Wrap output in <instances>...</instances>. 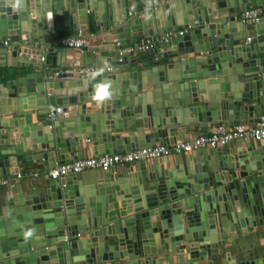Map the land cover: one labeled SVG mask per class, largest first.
Wrapping results in <instances>:
<instances>
[{
    "label": "water",
    "instance_id": "obj_1",
    "mask_svg": "<svg viewBox=\"0 0 264 264\" xmlns=\"http://www.w3.org/2000/svg\"><path fill=\"white\" fill-rule=\"evenodd\" d=\"M253 6L264 9V0H164L154 11L131 17L126 0H0V38L30 29V45L38 43L47 53L46 62L20 64L29 46L0 51V58L12 54L11 66L26 72L0 77V177L18 173L20 156L28 151L56 164L69 161L87 139L97 154L124 152L169 144L181 128L232 119L235 112L264 113V20L254 25L237 18ZM88 11L121 44L180 27L187 34L165 44L172 47L165 55L172 60L163 66L103 71L124 62H99L96 53L108 48L101 41L76 51L45 41L55 12L69 14L77 33L89 29ZM252 36L255 42L247 43ZM97 67L100 72L83 70ZM257 146L251 142L227 157L229 147L211 149L202 162L189 164L183 157V166L142 163L76 186L69 179L18 182L15 195L0 200V264L93 263L118 255L123 264H146L142 253L156 256L173 248H188L187 262L176 264H264L263 256L231 263L224 249L238 227L264 224V150ZM91 227L88 239H75L78 230Z\"/></svg>",
    "mask_w": 264,
    "mask_h": 264
},
{
    "label": "crops",
    "instance_id": "obj_2",
    "mask_svg": "<svg viewBox=\"0 0 264 264\" xmlns=\"http://www.w3.org/2000/svg\"><path fill=\"white\" fill-rule=\"evenodd\" d=\"M164 4V0H126V5H127V9L130 15V12H133L132 15H130L131 17H134L135 15L138 14H143L145 12H147L149 9H152V11H154L155 9L159 8L161 5ZM262 8V7H261ZM263 9V8H262ZM92 10V9H91ZM90 11V10H89ZM88 11V26L89 29L84 30L85 35H87L90 38V41H101L100 43L102 45H106L108 46V48H106V50H104L103 52H98L96 53L98 56L102 57L100 58V61L103 65L104 64H108V60L112 59L115 61H120L119 60V48L117 47V38L118 35L112 34V33H108L107 30H105L103 28V26L99 23L98 21V15H95L93 11H91L89 13ZM68 16L70 17V19H72V17L67 14V13H63V14H59V13H54V27L53 29L50 27L48 32L44 34L45 37V41L46 43L48 42L50 44V47H63V45L60 44L58 39H53L52 37V32L55 28V18L57 16ZM72 22V30H73V34L75 35V31H74V24H73V20ZM81 22V21H80ZM81 25H84L81 23ZM181 29H185V28H179L178 30ZM27 34H29V36H27ZM96 35V36H95ZM127 35H129V33H126L125 35H121L124 38H127ZM33 36L32 32L30 33V29H28V32H18L17 35H11L9 36V39L11 41V47L8 48L9 51L14 50V48H16L19 44L23 43L22 46H29V57L27 56V61L25 60H20V64H26V63H30V61H34V59L36 61L41 60V56L42 54H44L46 56V49L44 48V46L39 45L38 43L34 46L35 48H33V46L30 45L29 42V37ZM154 36H158V35H154ZM96 38V39H95ZM129 38V37H128ZM37 39H40L39 36V31H37ZM120 39V38H119ZM252 42L254 43L256 40V37H252ZM25 40V41H24ZM251 42V43H252ZM5 47L4 46H0V51H4ZM37 48H41L40 50H38L37 52ZM70 50V49H69ZM39 51H41V53H39ZM70 51H76V50H70ZM169 52H172V47L171 46H163L160 49V53H155V52H144V53H139L136 55H132L129 56L128 58H126V60L124 61V64L121 66H118L117 68L112 67V71L116 72H124V71H137L139 69L141 70H151V67H155V66H159V65H164L165 63L169 62L170 60H172L169 57H165V55H167ZM73 54V53H72ZM74 55V54H73ZM97 55H93L92 58H89L90 60H95L97 57ZM61 55H58V60H60ZM1 57H5L4 54H1ZM8 59L6 58H0V77L6 76V78L11 77L13 74L15 75H19V74H25L26 72L23 71V69L18 68V66H11L12 62L14 60V57L12 54L7 56ZM21 56H19L18 58H20ZM80 57V56H79ZM106 58V59H104ZM67 59H71V61H73V63H81L80 59L78 61V59H76L75 57L71 58L69 56H67ZM54 60L55 62H57V56L56 54L54 55ZM104 60H106L104 62ZM35 61V63H37ZM70 61V60H69ZM70 61V62H71ZM126 63H128V66H125ZM83 70H87V69H83ZM109 69H103V71H107ZM69 73L72 74L74 72L73 69L69 68L68 69ZM99 72L101 71V69L98 70ZM29 72V71H27ZM13 75V76H14ZM72 78H70L68 81L65 82H72L71 81ZM4 80L0 79V83H2ZM6 81V80H5ZM63 83V82H62ZM253 105H255L254 103H249L247 106L253 107ZM256 106V105H255ZM256 108V107H255ZM235 114H237V112L233 113V117L232 119H217L216 121H208L206 123H198L201 126H193L190 128H181L179 129L173 137H170V144H174L183 140H186L190 137H193L195 135L201 134V133H211L215 127L219 124V123H225L228 124L229 126H232L233 124L239 123V122H248V123H255L257 122V120H259L260 116H264V113H260L258 112L256 109L255 111H250L249 113H247L245 116L243 117H236ZM127 135V134H125ZM122 135V136H125ZM165 140V139H164ZM159 141H157L158 143ZM251 142H245V141H238V142H233L230 147L229 150L227 152H224L225 157L234 154V152L236 150H238L239 147H243V146H248L250 145ZM259 149L264 150V143H261V146H257ZM127 151V150H126ZM211 153H213V151H211V149L209 148H200L198 150L192 151V152H188V153H184V154H172L167 158H163V161H167L168 163H170L171 165H180L183 166V157L184 159H186L189 164H193V160H198L199 162H202L201 160L207 159ZM221 151L218 152V154H220ZM223 153V152H222ZM96 151L93 148V143L88 142L87 140H83L81 146H79L76 151H72L69 154V159H73L75 157H87V156H92V155H96ZM26 156H28V159ZM35 156V158L33 157ZM20 159L23 160V163H20L19 166L17 167L18 173H14V174H10L7 176V178L10 181V184L12 183H21L22 181H33V180H37L38 181H44L45 179H51L50 177V170L52 167L56 166L58 163H60L61 161L58 159V161L56 162V164L54 163V161H50V160H38L36 159V155L34 154V152H26L24 155L20 156ZM157 161V160H156ZM142 163H147L148 165H151L152 163H154V161H145V162H141V163H136V164H130L128 167L126 168H115L114 170H111L113 173H119V172H126L127 169L129 168H135L138 165L142 164ZM218 163V162H217ZM106 171L103 170H85L84 172L76 175V176H71L70 178H67L69 180H73L72 185L76 186L78 185L80 182H85L88 183V179H90V177L96 176V175H103ZM18 174H21V177L18 176ZM6 195V198L9 197L10 195H15V192L13 191V188H11V185L9 187L5 186V187H0V200ZM79 233H81V238L78 237V235L75 237V239H80V240H85L88 239L90 237V235L92 234V232L94 231V228L88 231L85 229H81L78 230ZM225 238V236H224ZM227 243L225 246V252L229 254V256L231 257V263H239V262H244L246 260H250V259H256L259 257H264V255L262 254V250L264 251V224L262 225H257V226H253L252 223H250L249 226H247L246 228H239L234 231L231 232L227 235ZM179 243H174V247L175 245L178 247ZM133 250L135 251V249L133 248ZM132 250V251H133ZM183 252L179 253L177 252V250L175 248L170 249L168 252L164 253V254H158L156 256L154 255H145L144 253H142L143 255L141 256V260H145L146 264H149L150 261L152 263H156V264H176L178 262V260H182V263L187 262L188 260V248L185 249H180ZM94 252V251H93ZM117 252H119L117 250ZM95 253V252H94ZM121 254V253H120ZM81 256V255H80ZM120 256L119 260H114V261H102V262H97L96 258H92L94 261L93 263H88V261L84 260L82 262H80L79 264H123L125 261L123 259L122 255H118V257ZM139 256V255H138ZM79 257V256H78ZM137 257V256H136ZM225 257V256H224ZM81 258V257H80ZM85 258V257H83ZM222 258V256H219L218 259L220 260ZM125 259H128V256L125 257ZM130 260V259H128ZM138 264V260L134 259L131 262H129V264Z\"/></svg>",
    "mask_w": 264,
    "mask_h": 264
},
{
    "label": "built area",
    "instance_id": "obj_3",
    "mask_svg": "<svg viewBox=\"0 0 264 264\" xmlns=\"http://www.w3.org/2000/svg\"><path fill=\"white\" fill-rule=\"evenodd\" d=\"M262 8L261 6L250 7L238 15L237 18L245 24H259L264 20V9ZM132 14L133 12H130V15ZM186 34L187 29H181L168 32L162 36L143 37L134 40L130 44H121L118 41L119 60L123 63L129 56L144 52H155L158 54L165 44ZM252 37H248L246 42L251 43ZM90 38L85 35L83 29H79L75 35L63 37L59 42L65 48L82 50L84 47L89 46ZM0 46L10 48V39L0 38ZM46 60L45 55L41 56V62H46ZM107 69L112 70V68ZM87 70L98 71L99 68H87ZM52 112L53 109L51 110ZM87 141L91 143L90 139H87ZM238 141L264 143V116H260L257 122L251 124L239 122L229 126L225 123H219L211 133H201L174 144L159 141L151 146L134 148L124 152L96 154L87 157L77 156L69 161L58 163L51 168L49 173L51 179L67 181V178L78 175L85 170L96 169L107 172L119 167L123 169L130 164L163 160V158H167L172 154H184L200 148L225 149L230 147L233 142ZM18 176L21 177V174H18ZM16 184H10L7 176L0 177V187H9L11 185V188H13ZM77 235L81 238V233Z\"/></svg>",
    "mask_w": 264,
    "mask_h": 264
},
{
    "label": "trees",
    "instance_id": "obj_4",
    "mask_svg": "<svg viewBox=\"0 0 264 264\" xmlns=\"http://www.w3.org/2000/svg\"><path fill=\"white\" fill-rule=\"evenodd\" d=\"M72 19L68 16H57L55 18V28L52 32L53 39L60 40L63 37L71 36L72 30Z\"/></svg>",
    "mask_w": 264,
    "mask_h": 264
}]
</instances>
